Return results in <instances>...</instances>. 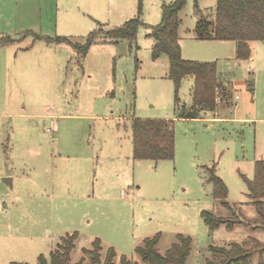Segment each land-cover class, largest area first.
I'll return each mask as SVG.
<instances>
[{"label": "rangeland", "instance_id": "1", "mask_svg": "<svg viewBox=\"0 0 264 264\" xmlns=\"http://www.w3.org/2000/svg\"><path fill=\"white\" fill-rule=\"evenodd\" d=\"M172 1L0 0V39L9 40L0 45V264H38L73 232L70 264H92L84 249L96 238L102 259L112 247L113 264L123 255L147 264L135 251L144 238L158 235L164 254L178 234L191 238L185 264H208L210 245L249 239L262 248L247 264H264L263 220L247 186L254 160L264 159V41L250 42V60H235V42L194 32L195 1L214 20L216 0H186L181 55L215 62L230 98L181 119L193 105V76L181 80L175 102L168 58H152L146 26ZM135 17L143 25L133 38L106 36ZM17 68L25 77L13 75ZM134 117L173 120L172 160L133 158ZM213 164L230 209L211 194ZM203 211L245 223L211 230Z\"/></svg>", "mask_w": 264, "mask_h": 264}, {"label": "trees", "instance_id": "2", "mask_svg": "<svg viewBox=\"0 0 264 264\" xmlns=\"http://www.w3.org/2000/svg\"><path fill=\"white\" fill-rule=\"evenodd\" d=\"M186 0H173L162 3L161 20L156 25H146L151 31L148 33L153 39L151 55L153 59L165 54L168 58V77L175 87V102H178V88L181 80L186 76H193V105L186 112H178L181 119H196L203 112H214L217 104L224 99L227 91L218 80L216 64L210 61L184 59L181 55L179 43V11ZM195 14L198 17L194 32L198 39H214L235 42V59L247 60L251 56L250 42L264 41V0H216L214 20H209L202 15L195 1ZM143 25L139 18H130L123 25L107 30L109 39L133 38L138 28ZM100 31V30H99ZM98 32H91L84 44V52L93 41ZM41 38V36H36ZM48 41L51 38H44ZM56 40L67 41L66 38L56 37ZM8 39H0V45L7 43ZM218 99V101H217ZM132 156L134 159H149L154 161L172 160L174 157L175 134L173 120L163 118H132ZM208 180L212 185L211 194L215 199H222L223 206L230 209L225 201L228 191L223 180L216 174L215 165L207 167ZM248 196L250 203L256 208L258 215L263 220L264 228V159L253 162V177L247 180ZM202 215L208 227L213 230L221 224L232 227L236 223H245L236 218L226 220L212 213L203 211ZM77 233L67 234L62 238L57 248L50 252L49 257L39 255L38 264H70V252L74 247ZM177 241L169 249L160 254L156 250L158 235L146 237L143 245L136 247L135 251L147 264H185L191 249V238L178 234ZM100 240L94 239L90 249H84L89 255L92 264H113L116 255L114 248L106 249L105 257L100 256ZM254 239L244 241H231L223 245H210L208 264H247L252 255L262 247ZM261 252V250H260ZM79 262L78 264H80ZM11 264H27L12 262ZM121 264H136L121 256ZM259 264H262L260 262Z\"/></svg>", "mask_w": 264, "mask_h": 264}, {"label": "crops", "instance_id": "3", "mask_svg": "<svg viewBox=\"0 0 264 264\" xmlns=\"http://www.w3.org/2000/svg\"><path fill=\"white\" fill-rule=\"evenodd\" d=\"M235 57V56H234ZM251 57V56H250ZM235 59V58H234ZM235 60H237V59H235ZM247 60H250V58L249 59H247ZM239 61H244V60H239ZM34 68V67H33ZM16 70V74H13L15 77H25V70L24 69H20V68H17V69H15ZM7 74H8V77L9 78H12L13 76H12V72L10 73V72H7ZM28 81V80H27ZM28 83V82H27ZM223 84V83H222ZM227 98H230V96H229V94L227 93V95L224 97V99L222 100V102H224V103H226V104H228V101H227ZM11 105V101L9 100V104H8V106H10ZM7 115H12V114H7ZM17 115H21V116H25V115H27L26 113H20V114H17Z\"/></svg>", "mask_w": 264, "mask_h": 264}, {"label": "water", "instance_id": "4", "mask_svg": "<svg viewBox=\"0 0 264 264\" xmlns=\"http://www.w3.org/2000/svg\"><path fill=\"white\" fill-rule=\"evenodd\" d=\"M5 181L11 183V178L7 177V178H4Z\"/></svg>", "mask_w": 264, "mask_h": 264}]
</instances>
